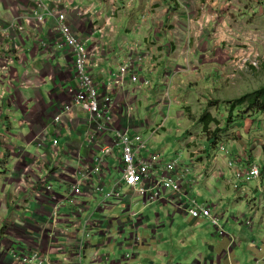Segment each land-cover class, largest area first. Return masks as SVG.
<instances>
[{
    "label": "crops",
    "instance_id": "obj_1",
    "mask_svg": "<svg viewBox=\"0 0 264 264\" xmlns=\"http://www.w3.org/2000/svg\"><path fill=\"white\" fill-rule=\"evenodd\" d=\"M74 3L98 9L88 18L69 13V23L80 39L91 38L89 71L99 92L110 94L112 74L134 57L142 58L141 82L151 86L128 83L115 90V119L107 130L94 127L91 116L75 108L58 126L54 119L61 109L73 106L77 83L72 54L60 47L56 22L50 19L39 30L27 29L20 37L21 51L2 56L4 63L12 58L14 64L10 75L0 78V95L7 92L0 99V264H18V249L40 251L52 264H264V115L241 117L218 138L204 134L202 126L201 136L188 132L189 159L184 163L192 174L182 181L184 191L212 208L225 235L211 221L182 211L172 192L148 205L127 187L122 201L105 206L98 192L100 180L111 190L123 178L121 151L110 158L103 176L85 177L101 155L91 138L108 145L118 132L141 133V107L156 103L165 113L176 105L182 109L180 120L189 116L199 124L209 113L220 122L218 128L226 129L228 102L240 99L254 80L233 72L227 50L222 49L231 41L223 27L231 25L229 19L256 23L264 16V6L259 0ZM11 14L0 4L2 20ZM223 105L226 111L221 115ZM126 106L131 115L124 111ZM168 121L165 118L164 125ZM253 166L262 169L263 178L238 183L235 170ZM45 182L53 192L44 191ZM76 185L82 188L79 195L72 194ZM81 243L79 260L74 253ZM129 254L133 259L124 260Z\"/></svg>",
    "mask_w": 264,
    "mask_h": 264
},
{
    "label": "built area",
    "instance_id": "obj_2",
    "mask_svg": "<svg viewBox=\"0 0 264 264\" xmlns=\"http://www.w3.org/2000/svg\"><path fill=\"white\" fill-rule=\"evenodd\" d=\"M0 4L12 10L9 20H2L0 17V78L8 77L14 64L12 58L6 59L4 63L2 56L10 51L20 52L22 33L27 29L39 30L50 19L56 22L55 30L58 33L60 47L70 50L72 54L73 77L77 83V92L73 106H66L60 110L59 115L54 119L55 125L59 126L63 115L75 108L90 115L94 127L99 130H107L115 119L116 106L113 92L123 89L128 83L140 87L151 86L149 81L141 82L138 66L142 62V58L134 57L112 74L108 83L110 94L103 95L99 92V85L96 84L89 71L91 52L88 45L91 38L80 39L69 23V13L87 18L96 15L98 9L94 4L81 7L76 5L74 0H0ZM39 40L41 48H46L47 43L43 39ZM256 42L257 40H253L252 44H256ZM99 50L100 48H96V51ZM243 55L244 53L241 56ZM260 63L259 54L254 53L251 49L250 53L246 54L244 61H241L237 66L240 68L249 66L254 70H260ZM6 94L7 92L3 91L0 99H4ZM125 110L128 115L132 114L130 107L126 106ZM161 129L162 127L155 130L153 136L158 134ZM91 144L99 150L101 155L96 157L94 169L85 176L89 180L95 176H103V169L110 158L118 156V152L121 151L123 178L117 181L111 190H106L103 181L100 180L102 185L98 188V192L103 196L105 206H108L113 200L122 201L125 197L124 189L127 187L133 189L148 205L159 203L163 200L165 192H172L178 196L182 211L195 219L202 218L211 221L214 228L221 235H225V229L220 220L214 217L212 208L200 203L199 200L191 196L189 191H184L182 181L192 174V170L183 161L179 159L167 160L165 154L152 152L150 140L140 133L130 131L118 132L112 144H101L98 137L91 138ZM54 146L58 148V142H55ZM221 151L228 152L225 146L221 147ZM234 166L235 163L231 162L230 167L234 168ZM153 173H156L155 176ZM235 178L238 183L250 184L262 179L263 171L259 166H253L243 171L235 170ZM44 191L51 193L54 189L45 182ZM81 193L82 188L79 185L73 187V195ZM248 226H253V222H249ZM18 250L15 257L18 264H52L40 251L23 252ZM75 251L77 254L74 253V257L82 260L84 244H79ZM133 257L129 254L124 257V260L130 261Z\"/></svg>",
    "mask_w": 264,
    "mask_h": 264
},
{
    "label": "rangeland",
    "instance_id": "obj_3",
    "mask_svg": "<svg viewBox=\"0 0 264 264\" xmlns=\"http://www.w3.org/2000/svg\"><path fill=\"white\" fill-rule=\"evenodd\" d=\"M259 1L260 5L263 7L264 0ZM252 20H256L255 16ZM248 21L250 20L248 19L243 23H237L229 19L227 22L231 25L227 28L223 27L225 34L231 37V41L224 42L222 49L224 48V50H227V55H229L228 59L231 60L233 72L237 70L236 73L239 71L243 74L244 79L254 80L252 85H247L243 96L264 86V16L253 24ZM213 29L210 28L209 30L212 31ZM258 37H261L260 42H258ZM253 40H257L256 44H252ZM214 45H216V43H214ZM251 49L260 56V70H254L249 66L245 68L237 66L240 65L241 61H244L246 54L250 53ZM242 53H244L243 56H241ZM241 69L247 70L248 73H244L247 71L241 72ZM218 89L220 90V88ZM246 90L250 91L247 92ZM151 105L153 106L149 107L148 105L141 107L139 119L145 122V128L141 130L140 134L151 141V148L154 147L153 149L158 150V152L165 153L164 156L167 160L179 159L184 162L189 159V154L186 149L187 142L189 141L188 134H193L195 137L201 136V125L191 121L189 116H187L186 119L180 120L178 118V113L181 112L182 109L176 105H174L170 111H165V113L160 111L156 103ZM225 111V105H223L220 114L223 115ZM165 118L169 119L166 125H164ZM160 127H162L160 132L153 136V132Z\"/></svg>",
    "mask_w": 264,
    "mask_h": 264
},
{
    "label": "trees",
    "instance_id": "obj_4",
    "mask_svg": "<svg viewBox=\"0 0 264 264\" xmlns=\"http://www.w3.org/2000/svg\"><path fill=\"white\" fill-rule=\"evenodd\" d=\"M213 103L212 106H214ZM230 116L227 120L226 129L221 130L219 127L220 122L214 118L211 114L207 113L200 119V125L203 127V132L206 135H212L213 138H218L222 132H229L231 128L237 123V119L249 115H264V86L260 89L253 91L240 99L232 102H228ZM242 110L235 119V112ZM217 126V129L212 132V127ZM217 145V142H213V147Z\"/></svg>",
    "mask_w": 264,
    "mask_h": 264
}]
</instances>
